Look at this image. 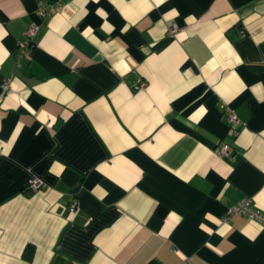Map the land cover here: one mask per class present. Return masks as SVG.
Here are the masks:
<instances>
[{
  "label": "crops",
  "instance_id": "crops-1",
  "mask_svg": "<svg viewBox=\"0 0 264 264\" xmlns=\"http://www.w3.org/2000/svg\"><path fill=\"white\" fill-rule=\"evenodd\" d=\"M244 199L264 213V0H0V264H264V228L224 222Z\"/></svg>",
  "mask_w": 264,
  "mask_h": 264
},
{
  "label": "built area",
  "instance_id": "built-area-1",
  "mask_svg": "<svg viewBox=\"0 0 264 264\" xmlns=\"http://www.w3.org/2000/svg\"><path fill=\"white\" fill-rule=\"evenodd\" d=\"M51 5L57 6L58 2H54ZM35 14H36V17L38 19L47 18L49 16L47 4L42 3V4L38 5ZM39 28L40 27L38 24L33 23L26 30V32L24 34V37H25L24 41L20 43L19 48H18L19 52H18L17 57H16L18 62L22 58L29 56V54L33 48L34 38L37 36ZM176 31H177V27L175 24H173L170 27H168L167 34L172 37V36H174ZM239 35L241 37L245 36L244 30H239ZM6 85H7V82L4 83L3 88H5ZM143 86H144V83H141L138 85L137 88L141 89V88H143ZM222 109L225 111L227 123L231 126L232 136H236L238 133V128L240 127V121H239L238 117L227 106L222 105ZM219 154H220V156H223V157H231L233 155V149L229 144L223 143L220 147ZM44 188H45V185L43 184V182H41L40 180L35 179V178L31 179L29 181L28 186L26 187V189L32 193L36 192L38 190H42ZM68 209L70 211H75L77 209V204L75 202L70 203L68 206ZM235 215L244 216L248 219H252V220L258 222L262 226V228H264V213L256 210L252 206V203L249 199L241 200L238 204H236L232 208H229L226 212L224 222H227L232 216H235Z\"/></svg>",
  "mask_w": 264,
  "mask_h": 264
}]
</instances>
